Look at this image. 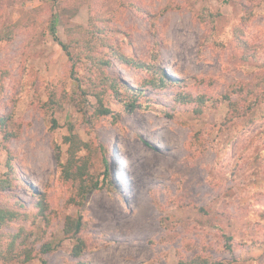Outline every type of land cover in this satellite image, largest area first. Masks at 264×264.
<instances>
[{"label": "rangeland", "instance_id": "374dc122", "mask_svg": "<svg viewBox=\"0 0 264 264\" xmlns=\"http://www.w3.org/2000/svg\"><path fill=\"white\" fill-rule=\"evenodd\" d=\"M8 25L0 205L18 218L0 229V264L26 249L23 264H264V0H0V35ZM85 41L110 60L107 80ZM131 87L143 92L129 111ZM70 134L83 196L60 165ZM79 213L88 246L74 257L63 227Z\"/></svg>", "mask_w": 264, "mask_h": 264}, {"label": "trees", "instance_id": "16d2710c", "mask_svg": "<svg viewBox=\"0 0 264 264\" xmlns=\"http://www.w3.org/2000/svg\"><path fill=\"white\" fill-rule=\"evenodd\" d=\"M246 14L243 16L242 21L243 22H248L251 17H252V11L250 10V7L245 6ZM13 25H8L6 26V29L4 30V33L0 35V38H5V39H12L13 34H12V29ZM239 27H237L236 31L238 30ZM89 29H87L88 31ZM239 35V34H238ZM57 39V38H56ZM238 42L241 45H244L245 42L242 41V39L238 36L237 37ZM58 43L66 50L70 60H72V52L69 51V45L67 43H64L62 40L57 39ZM93 40V39H91ZM241 40V41H240ZM85 48L82 50V55L84 54L85 57H87L89 60L94 61V63L99 67V70L101 73L104 75L102 78L103 80H107L108 77L105 75V71L103 70L104 65H108L110 63V60L105 59L104 54H97L95 53V48L97 47V43H90V42H84L83 43ZM114 55L120 60V62L125 63V64H132L136 67L139 68H146L149 69L148 65L146 63L136 60L134 58L128 57L127 55L116 51L114 52ZM156 84L163 85L162 82H164V78L158 76L157 81H155ZM110 85L112 86L113 91L118 94L121 89V85L113 80ZM133 90L129 94L133 98L132 100L129 99L125 106L129 111H132L136 108V101L137 98L141 95V92H143V89L140 88H135L131 87ZM257 98L264 97V89H261V93L256 95ZM100 112L102 114H108L111 112L109 108L104 107L103 105L101 106ZM2 121V119H1ZM10 136L8 132H6L5 137ZM65 141L69 143L68 147V159L65 163L60 162V165L63 167L62 172L64 175L72 179L74 177L75 181L77 178H81V183L78 185L80 189V194L83 196L84 190H87V186L90 185L88 183H85V181L82 178V175L86 172L84 167L81 164H77V152L81 149V144L82 142L74 135L70 134L68 136H65ZM8 165L10 166V162L8 161ZM76 168V170H75ZM84 169V170H82ZM91 182H94L93 179ZM77 183V182H76ZM88 184V185H87ZM12 186V182L9 177H0V195L1 192H3L6 189H9ZM94 185L89 186V190H91ZM39 208L40 210L45 213L46 205L44 204V201H39ZM18 218V213L15 209L8 207L7 205H0V229L2 226H4L7 222L17 219ZM87 227V220L83 216V214L79 213L77 215H68L65 218L64 221V227H63V233L65 237L70 238L74 241L73 247L71 249V255L74 257H80L83 254V251L85 248L88 246V241L87 239L83 236L82 232L84 229ZM16 237L17 235L14 234L12 236V240L8 243V247L13 248L14 243L16 242ZM52 249L51 244L46 243L42 246L40 249L42 252H49ZM7 250V249H6ZM5 251V250H4ZM0 248V254L2 255L4 252ZM6 252V251H5ZM24 257L21 259V261L18 264H23L31 259L34 258L35 254L33 249H26V251L23 253ZM193 263L195 264H200V263H207V259H199V258H194L192 259ZM73 264H91L89 261L86 260H78L74 262ZM179 264H184V262H181Z\"/></svg>", "mask_w": 264, "mask_h": 264}]
</instances>
